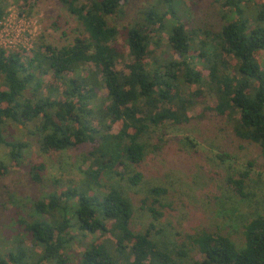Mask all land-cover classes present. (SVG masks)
I'll return each mask as SVG.
<instances>
[{
  "label": "trees",
  "instance_id": "1",
  "mask_svg": "<svg viewBox=\"0 0 264 264\" xmlns=\"http://www.w3.org/2000/svg\"><path fill=\"white\" fill-rule=\"evenodd\" d=\"M61 1L81 24L71 41L40 42L25 54L0 47V176L19 167L35 184L46 169L43 162L24 164L29 144L6 138L12 124L27 128L42 154L88 145L78 156L86 168L78 181L53 177L52 189L39 197L7 194L12 212L0 227V264H264V213L243 221L241 244L201 230L177 245L153 222L136 228L132 201L116 184L117 178L139 184L144 137L158 126L188 122L204 87L215 99L209 109L264 156V0H217L216 29L182 17L200 0H153L122 27L110 19L124 16L128 0ZM248 174L229 172L234 198H247ZM166 192L151 186L142 199L151 198L153 220L162 215L154 205L166 206L158 197Z\"/></svg>",
  "mask_w": 264,
  "mask_h": 264
},
{
  "label": "rangeland",
  "instance_id": "2",
  "mask_svg": "<svg viewBox=\"0 0 264 264\" xmlns=\"http://www.w3.org/2000/svg\"><path fill=\"white\" fill-rule=\"evenodd\" d=\"M152 1L128 0L124 16L111 18L110 22L117 27L127 25L134 21L143 6ZM183 2L188 4L189 0ZM0 6H3L0 22L8 18V31L0 32V40L5 33H9V38L16 40L13 48L24 54L30 53L40 42L54 46L66 44L82 29L79 20L61 0H0ZM219 11L220 1L200 0L195 8L190 7L182 13V17L191 26L216 29L222 23ZM117 67L125 69L122 62H118ZM44 79L46 81L48 76ZM190 88L194 90L195 86ZM203 92L204 96L189 109L188 122L158 126L144 137L145 156L135 168L142 173L139 184L130 185L119 178L116 184L132 201L134 226L138 229L143 230L153 222L155 229L162 228L168 242L177 245L181 242L189 244L188 236L201 230L227 234L236 244H241L243 221L250 215L264 213V156L257 144L238 138L230 125L209 109L214 106L215 99L207 88L204 87ZM10 128L4 133L6 138L23 139L29 144L24 164L43 162L46 169L42 182L35 184L28 181L27 174L19 167H9V171L0 176V227L6 224L3 221L12 212V205L7 200L9 192L29 199L52 189L53 177L61 175L78 181L82 176L81 169L86 168V164H80L82 161L78 156L90 149L86 145L66 152L42 154L37 138L29 134L27 128L13 124ZM117 130L118 122H112V132ZM186 137L193 140L194 147L186 143ZM3 151L0 147V153ZM219 153H228L231 158L223 162L217 156ZM237 169L249 170L244 188L247 193L245 199L234 198L235 193L228 183L229 172ZM151 186L167 189L166 194L158 196L166 206L154 205L162 212L157 220H153L147 211L151 198L142 204ZM217 197L222 198L220 204ZM141 205L144 207L141 208ZM190 255L200 258L195 248Z\"/></svg>",
  "mask_w": 264,
  "mask_h": 264
},
{
  "label": "built area",
  "instance_id": "3",
  "mask_svg": "<svg viewBox=\"0 0 264 264\" xmlns=\"http://www.w3.org/2000/svg\"><path fill=\"white\" fill-rule=\"evenodd\" d=\"M8 23V18L5 20V18L0 22V32L8 31V28L6 27ZM10 34L5 33V36L3 38L1 37L0 40V47H3L5 49H15L16 40L15 38H9Z\"/></svg>",
  "mask_w": 264,
  "mask_h": 264
}]
</instances>
